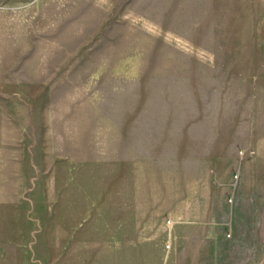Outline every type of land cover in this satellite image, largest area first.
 <instances>
[{"label":"rangeland","instance_id":"1","mask_svg":"<svg viewBox=\"0 0 264 264\" xmlns=\"http://www.w3.org/2000/svg\"><path fill=\"white\" fill-rule=\"evenodd\" d=\"M0 153V264H264V0H0Z\"/></svg>","mask_w":264,"mask_h":264},{"label":"crops","instance_id":"2","mask_svg":"<svg viewBox=\"0 0 264 264\" xmlns=\"http://www.w3.org/2000/svg\"><path fill=\"white\" fill-rule=\"evenodd\" d=\"M22 170L23 157L21 155L16 153H0V201L6 200L4 193H6L8 190V186L14 191L21 189L22 185L21 183H17V177L21 179L23 174ZM17 185L19 186L18 188ZM177 202H179L178 198H175L174 200L169 199V201H166V206L164 207L165 213L168 212V215L172 217L171 221L169 222L171 224V228L173 227V223L176 225L179 222L180 217L186 214L185 211L176 209ZM166 207H168L167 211ZM188 215L189 214H186V216Z\"/></svg>","mask_w":264,"mask_h":264}]
</instances>
